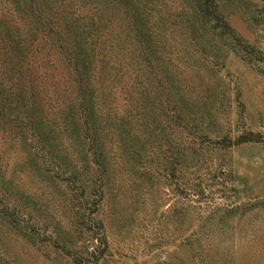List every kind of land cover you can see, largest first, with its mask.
I'll return each mask as SVG.
<instances>
[{"label":"rangeland","instance_id":"obj_1","mask_svg":"<svg viewBox=\"0 0 264 264\" xmlns=\"http://www.w3.org/2000/svg\"><path fill=\"white\" fill-rule=\"evenodd\" d=\"M0 264H264V0H0Z\"/></svg>","mask_w":264,"mask_h":264}]
</instances>
